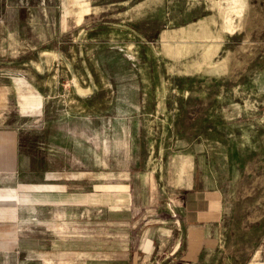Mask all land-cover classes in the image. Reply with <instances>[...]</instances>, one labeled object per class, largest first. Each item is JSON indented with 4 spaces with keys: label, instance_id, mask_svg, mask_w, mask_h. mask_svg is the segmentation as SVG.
Instances as JSON below:
<instances>
[{
    "label": "rangeland",
    "instance_id": "374dc122",
    "mask_svg": "<svg viewBox=\"0 0 264 264\" xmlns=\"http://www.w3.org/2000/svg\"><path fill=\"white\" fill-rule=\"evenodd\" d=\"M23 6L55 12L52 40L38 39L43 19L26 28ZM0 22V76L42 94L35 106L11 94L3 104L5 126L39 127L42 197L27 194L0 264H113L129 231L65 188L88 189L115 154L145 172H194L196 186L233 198L239 218L264 215V0H0ZM262 219L248 238L223 233L199 264L264 250Z\"/></svg>",
    "mask_w": 264,
    "mask_h": 264
},
{
    "label": "crops",
    "instance_id": "0c3cea01",
    "mask_svg": "<svg viewBox=\"0 0 264 264\" xmlns=\"http://www.w3.org/2000/svg\"><path fill=\"white\" fill-rule=\"evenodd\" d=\"M17 12H22L25 16V26L29 31L35 29V21L38 23L43 19L44 31L41 38L37 37L40 42L43 37L52 40L56 32L55 12L44 10L32 12L26 6L19 7ZM45 40L44 42H47ZM2 42L0 38V56H3ZM32 82L28 78L0 76L1 248L4 247V243H10L11 225L13 227L14 222L25 218L27 194L33 193L31 196L34 201H41L42 197V191L36 190L41 184H35L38 176L36 171L40 170L36 163L38 164L41 158L35 155L37 148L35 132L39 127L25 130L24 127L4 125L6 113L3 104L5 100L10 99V94L18 101L30 99L34 106L42 99L40 91L34 88L30 90L29 84ZM125 130L128 132L129 127H119L123 137H126ZM114 148L118 150L120 146ZM122 155L119 157L115 154L113 163H110V170L94 176L95 181L88 189L70 190L68 183L65 188L67 196L81 195L85 198L83 202L86 203L91 200L100 214L107 213L108 218H111L112 213L115 223L129 231L127 246L114 249L117 253L113 258V264H152L155 259L164 262L171 257L173 261L167 264H188L191 261L193 264H199L206 253L203 252L206 247L221 248L223 233L231 237V234L240 227L243 236L248 238L249 233L260 227L263 222L264 215L260 214V210L257 215L243 214L239 218L240 206L234 203L233 198H228L227 193L217 188L204 190L196 186L194 172L192 175L176 170L162 174L145 172L136 166V156H125L124 153ZM53 171L54 179L58 173L55 169ZM27 173L33 175L30 186H27ZM65 177L70 178L66 175ZM57 192H59L57 189L50 190L49 196H56ZM183 243L187 245V250H181ZM260 244L264 248V236H261ZM166 245H169V248H166ZM179 250L180 256L175 257ZM214 255L220 256L221 253L215 252ZM92 260L103 264L99 255ZM244 264H264V250L258 248L257 251H248Z\"/></svg>",
    "mask_w": 264,
    "mask_h": 264
}]
</instances>
